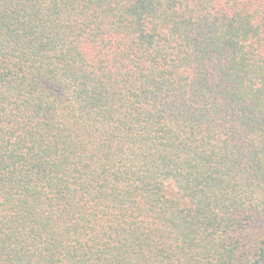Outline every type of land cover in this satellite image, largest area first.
<instances>
[{"label":"trees","instance_id":"trees-1","mask_svg":"<svg viewBox=\"0 0 264 264\" xmlns=\"http://www.w3.org/2000/svg\"><path fill=\"white\" fill-rule=\"evenodd\" d=\"M0 264H264V0H0Z\"/></svg>","mask_w":264,"mask_h":264}]
</instances>
